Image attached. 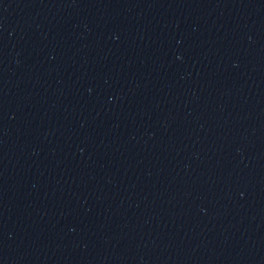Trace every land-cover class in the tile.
Segmentation results:
<instances>
[{
  "label": "water",
  "instance_id": "95a60500",
  "mask_svg": "<svg viewBox=\"0 0 264 264\" xmlns=\"http://www.w3.org/2000/svg\"><path fill=\"white\" fill-rule=\"evenodd\" d=\"M0 264H264V0H0Z\"/></svg>",
  "mask_w": 264,
  "mask_h": 264
}]
</instances>
